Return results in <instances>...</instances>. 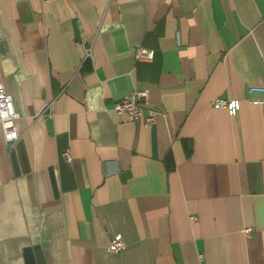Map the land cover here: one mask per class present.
Wrapping results in <instances>:
<instances>
[{
	"label": "crops",
	"instance_id": "1",
	"mask_svg": "<svg viewBox=\"0 0 264 264\" xmlns=\"http://www.w3.org/2000/svg\"><path fill=\"white\" fill-rule=\"evenodd\" d=\"M0 73V264H264V0H0Z\"/></svg>",
	"mask_w": 264,
	"mask_h": 264
},
{
	"label": "built area",
	"instance_id": "2",
	"mask_svg": "<svg viewBox=\"0 0 264 264\" xmlns=\"http://www.w3.org/2000/svg\"><path fill=\"white\" fill-rule=\"evenodd\" d=\"M154 51L145 47L136 50V60L140 62H151L154 59ZM250 95L264 94V88L253 87L249 89ZM150 91L147 89L135 90L132 94L123 97L120 101L114 104L113 110L117 115H125L132 122H142L146 126H151L155 123L156 114L146 109L149 103ZM253 105H262L264 101L251 99ZM212 106L216 110H225L231 116H236L241 110V101L236 99L217 98L213 101ZM20 119V114L16 110L14 101L10 93L2 81L0 73V128L3 131L4 140L7 147H13L16 141L19 140L20 134L17 129V121ZM67 162L72 163V157L66 155ZM196 219L193 217L192 221ZM246 234L250 233V229L245 230ZM126 248V244L121 237H116L111 242L109 251L112 253H121Z\"/></svg>",
	"mask_w": 264,
	"mask_h": 264
}]
</instances>
